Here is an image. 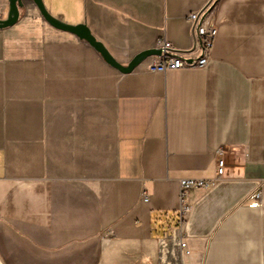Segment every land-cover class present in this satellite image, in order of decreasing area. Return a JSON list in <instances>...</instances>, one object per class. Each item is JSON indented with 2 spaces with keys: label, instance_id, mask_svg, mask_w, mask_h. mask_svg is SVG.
<instances>
[{
  "label": "crops",
  "instance_id": "obj_1",
  "mask_svg": "<svg viewBox=\"0 0 264 264\" xmlns=\"http://www.w3.org/2000/svg\"><path fill=\"white\" fill-rule=\"evenodd\" d=\"M44 3L123 65L198 57L210 3L218 35L208 68L124 73L25 0L0 28V264H264V0ZM188 178L214 183L183 219Z\"/></svg>",
  "mask_w": 264,
  "mask_h": 264
},
{
  "label": "built area",
  "instance_id": "obj_2",
  "mask_svg": "<svg viewBox=\"0 0 264 264\" xmlns=\"http://www.w3.org/2000/svg\"><path fill=\"white\" fill-rule=\"evenodd\" d=\"M212 4H208L199 12L190 15L193 23V32L196 46L201 47V53L196 58H191L189 52H181L176 50L170 42L160 39L157 49L161 50L160 54L153 57L150 65L152 72H168L180 69H196L208 68L213 60V50L217 40L218 29L212 22L210 17V9ZM226 162L223 157H219L217 161V174L221 176L224 173ZM213 180L207 179H181L182 207L181 217L184 219L185 214L189 210V206L185 202V193L194 187H208L213 184ZM258 193L257 197L260 198ZM142 200L148 201V195L143 192ZM182 245L185 247L186 243Z\"/></svg>",
  "mask_w": 264,
  "mask_h": 264
},
{
  "label": "water",
  "instance_id": "obj_3",
  "mask_svg": "<svg viewBox=\"0 0 264 264\" xmlns=\"http://www.w3.org/2000/svg\"><path fill=\"white\" fill-rule=\"evenodd\" d=\"M34 3L38 6L40 12L46 18V20L51 23L53 26L72 32L78 35L81 39L86 40L92 46H94L104 57V59L111 64L112 66L118 68L121 72L130 73L132 72L141 62H143L147 57L160 54L161 50L159 49H149L145 50L138 55H136L129 64L123 65L120 63L108 50L103 42L98 40L96 36L92 33L90 28L86 24L73 25L67 22H64L55 16H53L47 9L44 0H33ZM25 7V0H9V14L6 19H0V28H6L14 25L20 17L21 9Z\"/></svg>",
  "mask_w": 264,
  "mask_h": 264
}]
</instances>
